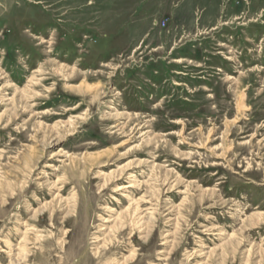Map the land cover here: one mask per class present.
Returning a JSON list of instances; mask_svg holds the SVG:
<instances>
[{"label": "rangeland", "instance_id": "rangeland-1", "mask_svg": "<svg viewBox=\"0 0 264 264\" xmlns=\"http://www.w3.org/2000/svg\"><path fill=\"white\" fill-rule=\"evenodd\" d=\"M0 264H264V0H0Z\"/></svg>", "mask_w": 264, "mask_h": 264}, {"label": "bare ground", "instance_id": "bare-ground-1", "mask_svg": "<svg viewBox=\"0 0 264 264\" xmlns=\"http://www.w3.org/2000/svg\"><path fill=\"white\" fill-rule=\"evenodd\" d=\"M86 90L85 91H90L91 90V87H87L85 88ZM78 90L81 91V89L78 88ZM111 177V176H110ZM145 201V200H144ZM129 208V207H128ZM139 210V209H138ZM137 211V210H136ZM129 212V209L126 210V213ZM139 216V215H138ZM138 219V218H137ZM133 220V219H132ZM139 220V219H138ZM26 239V238H25ZM26 250V249H25Z\"/></svg>", "mask_w": 264, "mask_h": 264}]
</instances>
